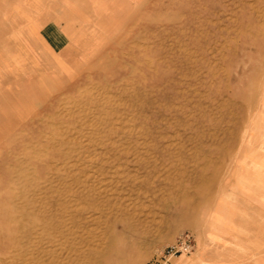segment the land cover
<instances>
[{"label":"rangeland","instance_id":"1","mask_svg":"<svg viewBox=\"0 0 264 264\" xmlns=\"http://www.w3.org/2000/svg\"><path fill=\"white\" fill-rule=\"evenodd\" d=\"M127 21L0 115V264H151L206 232L264 92V0Z\"/></svg>","mask_w":264,"mask_h":264},{"label":"crops","instance_id":"2","mask_svg":"<svg viewBox=\"0 0 264 264\" xmlns=\"http://www.w3.org/2000/svg\"><path fill=\"white\" fill-rule=\"evenodd\" d=\"M149 0H0V115L27 84L57 82L58 56L82 51L78 36L122 33ZM80 44V43H79ZM195 251L169 264H264V92L247 141L210 210Z\"/></svg>","mask_w":264,"mask_h":264},{"label":"built area","instance_id":"3","mask_svg":"<svg viewBox=\"0 0 264 264\" xmlns=\"http://www.w3.org/2000/svg\"><path fill=\"white\" fill-rule=\"evenodd\" d=\"M195 251V237L190 232L182 233L177 240L170 244L160 259L151 264H169L180 255H188Z\"/></svg>","mask_w":264,"mask_h":264}]
</instances>
